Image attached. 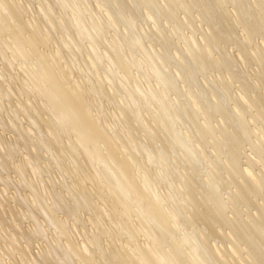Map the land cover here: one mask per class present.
<instances>
[{"label": "bare ground", "instance_id": "1", "mask_svg": "<svg viewBox=\"0 0 264 264\" xmlns=\"http://www.w3.org/2000/svg\"><path fill=\"white\" fill-rule=\"evenodd\" d=\"M0 264H264V0H0Z\"/></svg>", "mask_w": 264, "mask_h": 264}, {"label": "rangeland", "instance_id": "2", "mask_svg": "<svg viewBox=\"0 0 264 264\" xmlns=\"http://www.w3.org/2000/svg\"><path fill=\"white\" fill-rule=\"evenodd\" d=\"M207 74H208V73H207ZM200 78H202V77H200ZM145 111H146V110H145ZM145 111L143 110L142 112H145ZM135 126H136V125H135ZM141 128H142V127H141ZM135 130H136V131H139V129H136V128H135ZM142 131H143V129L140 130V132H142Z\"/></svg>", "mask_w": 264, "mask_h": 264}]
</instances>
